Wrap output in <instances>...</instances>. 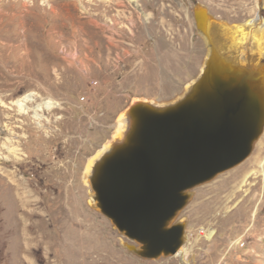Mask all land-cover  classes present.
Instances as JSON below:
<instances>
[{
	"label": "rangeland",
	"instance_id": "rangeland-1",
	"mask_svg": "<svg viewBox=\"0 0 264 264\" xmlns=\"http://www.w3.org/2000/svg\"><path fill=\"white\" fill-rule=\"evenodd\" d=\"M195 3L230 26L264 20V0H0V264H89L86 246L118 264H264V175L237 188L264 162V132L244 162L192 190L175 256H135L89 205L86 169L125 109L173 101L200 72ZM28 94L22 114L14 102ZM47 100L59 106L37 120Z\"/></svg>",
	"mask_w": 264,
	"mask_h": 264
},
{
	"label": "water",
	"instance_id": "water-1",
	"mask_svg": "<svg viewBox=\"0 0 264 264\" xmlns=\"http://www.w3.org/2000/svg\"><path fill=\"white\" fill-rule=\"evenodd\" d=\"M192 12L206 47L200 72L173 101L134 100L88 174L90 206L142 259L178 252L192 190L244 162L264 132V54L232 46L230 25L204 5Z\"/></svg>",
	"mask_w": 264,
	"mask_h": 264
},
{
	"label": "bare ground",
	"instance_id": "bare-ground-1",
	"mask_svg": "<svg viewBox=\"0 0 264 264\" xmlns=\"http://www.w3.org/2000/svg\"><path fill=\"white\" fill-rule=\"evenodd\" d=\"M27 29V28H26ZM228 34L232 41V46L236 48H249L250 50L254 47L257 49L260 53L264 54V20L259 16L256 15L254 18L250 19L249 21L236 25V26H230L228 27ZM25 36V35H24ZM29 36V35H28ZM29 38V37H28ZM28 40V39H26ZM2 42V41H1ZM25 44V41H23ZM31 42V41H30ZM28 43V42H27ZM23 44V45H24ZM29 44V43H28ZM30 45V44H29ZM25 47V45L23 46ZM31 47V46H30ZM29 47V48H30ZM26 50H28L26 48ZM28 52V51H27ZM25 52V53H27ZM26 55V54H25ZM28 57V56H27ZM33 101V96L31 94H28L17 101L14 102V104L19 108V111L22 114H27L29 108V104ZM58 104L52 100H47L42 103H39L34 107V117L37 120L42 119V113L44 111H52L53 109L58 108ZM123 114L120 116L118 120V126L116 131L114 132V136L112 139L120 138L123 132ZM110 142V141H109ZM109 142L103 147V149L89 162L88 167L85 172V180L89 184L88 181V174L90 171V168L92 166L93 161L98 157L100 153H102L109 145ZM258 161V157H254L251 159L250 162L256 163ZM260 170L258 171H252L250 173H246L244 177L242 178L241 182L238 185V189L242 188L246 185L248 178L252 175H264V162H259ZM244 171V168L242 167L239 170H236V172L231 173L232 175H241ZM229 177V176H228ZM233 177V176H232ZM237 177V178H238ZM230 178V177H229ZM221 187V185H218V189ZM213 190V189H212ZM90 192V196H91ZM89 205H93L92 199L90 197ZM211 235V234H210ZM183 247V246H182ZM181 247V248H182ZM85 248V249H84ZM82 248L81 251H79L78 256L85 259L86 263L89 261V264H118L117 261H113L111 256L109 254H101L100 249L98 248H92V246H86ZM92 248V249H91ZM181 248L178 250V252L181 250ZM84 249V250H83ZM178 252L176 254H178ZM264 253V249L262 250ZM92 253H97L98 257L94 258V260L90 261V258L92 257ZM175 254V255H176ZM174 255V256H175ZM171 264V263H169Z\"/></svg>",
	"mask_w": 264,
	"mask_h": 264
}]
</instances>
